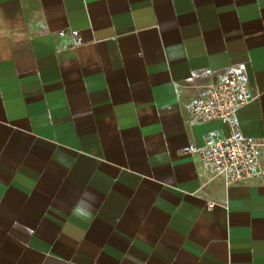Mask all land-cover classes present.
I'll return each instance as SVG.
<instances>
[{
    "label": "crops",
    "instance_id": "obj_1",
    "mask_svg": "<svg viewBox=\"0 0 264 264\" xmlns=\"http://www.w3.org/2000/svg\"><path fill=\"white\" fill-rule=\"evenodd\" d=\"M227 72L234 184L187 151L229 133L188 112ZM0 264H264V0H0Z\"/></svg>",
    "mask_w": 264,
    "mask_h": 264
},
{
    "label": "built area",
    "instance_id": "obj_2",
    "mask_svg": "<svg viewBox=\"0 0 264 264\" xmlns=\"http://www.w3.org/2000/svg\"><path fill=\"white\" fill-rule=\"evenodd\" d=\"M71 38L76 46L84 43L75 30L71 31ZM204 72L209 74L211 70ZM255 97L238 74L227 72L210 83L207 93L197 97L188 107L194 120H219L228 125L229 133L226 136L211 134L202 145L187 147L188 152L199 154L205 170H212L226 184L248 180L260 173L259 142L254 137L242 134L234 119L236 111ZM214 204L211 202L208 207Z\"/></svg>",
    "mask_w": 264,
    "mask_h": 264
}]
</instances>
